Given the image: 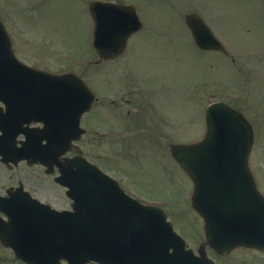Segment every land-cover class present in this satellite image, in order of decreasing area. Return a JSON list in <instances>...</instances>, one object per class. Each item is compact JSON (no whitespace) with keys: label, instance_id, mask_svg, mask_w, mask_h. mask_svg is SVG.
<instances>
[{"label":"rangeland","instance_id":"obj_1","mask_svg":"<svg viewBox=\"0 0 264 264\" xmlns=\"http://www.w3.org/2000/svg\"><path fill=\"white\" fill-rule=\"evenodd\" d=\"M90 1L93 0H0V16L14 42L16 55L27 64L51 73L81 75L94 86L93 61L97 58L90 54L91 25L87 10ZM110 1L134 4L146 26L123 60L133 59L134 66L140 65L142 71L148 66L159 67L166 78L163 104L168 121L172 119L165 124L166 150L170 144L199 141L204 135L205 107L214 101H224L244 112L254 125L249 167L264 194V0ZM190 12L201 15L227 55L200 52L193 47L181 26L183 16ZM26 38L32 42L26 43ZM142 54L149 56L146 66L136 62ZM87 64L93 65L86 67ZM166 168L164 200L169 220L186 236L189 247L196 250L202 241L203 224L189 206L186 194L191 191L190 182L168 155ZM16 174L33 182L38 196L48 198L56 208L68 204L63 190L52 178L42 175L38 167H19L10 172L0 166V194L3 186L14 183ZM171 180L177 185L167 183ZM207 255L218 264H264V252L249 249H236L225 258L208 249ZM0 264L23 263L0 245Z\"/></svg>","mask_w":264,"mask_h":264},{"label":"water","instance_id":"obj_2","mask_svg":"<svg viewBox=\"0 0 264 264\" xmlns=\"http://www.w3.org/2000/svg\"><path fill=\"white\" fill-rule=\"evenodd\" d=\"M186 22L201 47L213 48L210 38L202 40L203 29L194 32L197 23L202 27L196 15L186 16ZM5 39L0 24V42ZM23 68L10 49L4 52L0 47V99L10 83L18 91L24 87L14 77ZM79 90L84 89L73 75L55 77V104L64 106ZM85 102L82 97L80 104ZM83 109L71 122L76 132ZM206 120L202 142L174 147L171 153L194 181L192 206L205 220L208 243L222 253L240 245L264 250V198L255 190L247 169L250 127L220 103L208 107ZM68 141L56 146L62 151ZM71 165L61 170L67 195L73 200L72 213L51 211L29 199L13 204L0 198V212L9 210L7 222L0 218V240L17 257L28 264H60L61 259L67 264H195L162 211L125 197L104 177L85 179L76 174L73 180L65 171Z\"/></svg>","mask_w":264,"mask_h":264},{"label":"flooded vegetation","instance_id":"obj_3","mask_svg":"<svg viewBox=\"0 0 264 264\" xmlns=\"http://www.w3.org/2000/svg\"><path fill=\"white\" fill-rule=\"evenodd\" d=\"M125 51L98 65V73H114L115 94L103 98L105 91L99 84L93 106L81 116L80 155L115 179L130 195L157 201L165 196L166 186V108L162 97L165 79L159 67L148 66L146 71L134 72L128 65L103 66L118 63ZM18 183L35 198L48 200L38 196L33 182L22 178Z\"/></svg>","mask_w":264,"mask_h":264}]
</instances>
